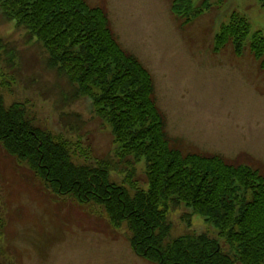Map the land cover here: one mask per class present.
Listing matches in <instances>:
<instances>
[{"label":"rangeland","instance_id":"obj_1","mask_svg":"<svg viewBox=\"0 0 264 264\" xmlns=\"http://www.w3.org/2000/svg\"><path fill=\"white\" fill-rule=\"evenodd\" d=\"M87 1L107 11L119 42L151 72L177 147L219 153L264 175V64L248 45L241 54L231 44L215 49V35L234 11L248 19L251 31L264 34L259 0H207L212 7L187 24L172 11L173 0ZM27 34L0 13L5 105L24 103L38 126L69 141L76 162H107L111 180L132 192L125 179L133 171V182L147 189L144 160L133 166L119 156L112 128L97 116L91 98L75 95L68 77L47 65L43 45ZM0 220V264H154L135 253L126 223L117 227L102 206L55 193L1 143ZM168 220L165 243L192 233L218 237L212 223L186 207L172 208Z\"/></svg>","mask_w":264,"mask_h":264},{"label":"trees","instance_id":"obj_2","mask_svg":"<svg viewBox=\"0 0 264 264\" xmlns=\"http://www.w3.org/2000/svg\"><path fill=\"white\" fill-rule=\"evenodd\" d=\"M211 7L207 0L172 2L183 24ZM0 13L43 45L47 65L68 77L75 95L91 98L112 128L119 156L133 166L144 160L148 188H138L133 171L125 179L132 192L111 180L107 162H76L69 141L38 126L24 103L7 107L0 94V143L11 156L55 193L98 204L114 225L126 223L135 253L154 264H264V175L222 154L184 153L173 143L151 72L119 42L103 7L87 0H0ZM229 44L237 54L248 45L264 64V34L251 31L236 11L215 35L216 50ZM6 76L2 71L0 80ZM178 206L212 223L229 252L205 232L165 243L169 212Z\"/></svg>","mask_w":264,"mask_h":264}]
</instances>
